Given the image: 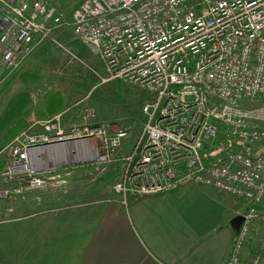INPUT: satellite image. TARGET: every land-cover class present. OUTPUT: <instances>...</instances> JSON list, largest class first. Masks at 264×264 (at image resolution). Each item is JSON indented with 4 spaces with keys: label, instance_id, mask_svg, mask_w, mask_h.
Returning a JSON list of instances; mask_svg holds the SVG:
<instances>
[{
    "label": "built area",
    "instance_id": "2783aa9c",
    "mask_svg": "<svg viewBox=\"0 0 264 264\" xmlns=\"http://www.w3.org/2000/svg\"><path fill=\"white\" fill-rule=\"evenodd\" d=\"M61 19L46 0H0V84L54 39ZM67 25L100 62L104 74L93 70L100 83L121 81L145 94V121L120 157L113 184L122 202L172 191L183 181L213 187L244 204L224 264H261L264 211L257 206H264V154L235 144L247 146L263 135L264 0H81ZM69 109L32 116L0 149V225L17 220L21 204L69 190L73 168L87 167L94 150L96 158L112 162L129 136L128 123H93L89 105L80 123H68ZM218 132L222 156L202 155L204 141ZM257 223L256 251L249 253Z\"/></svg>",
    "mask_w": 264,
    "mask_h": 264
},
{
    "label": "crops",
    "instance_id": "0c3cea01",
    "mask_svg": "<svg viewBox=\"0 0 264 264\" xmlns=\"http://www.w3.org/2000/svg\"><path fill=\"white\" fill-rule=\"evenodd\" d=\"M136 140L128 136L118 149L121 164L115 181L122 168L120 157L130 152ZM101 174L103 170L93 174L85 166L73 168L72 186L65 192L80 196L78 200L74 196L73 204L51 207L46 202L58 193L43 194L35 206L31 200L18 206L17 220L0 225L3 230L24 226L25 231L34 226L37 253L22 256L21 263H225L238 229L236 218L244 208L241 200L213 187L183 181L172 191L128 196L123 203L113 184L109 187L101 182ZM31 196L27 195L29 199ZM52 208L58 210L53 214ZM261 228L257 223L253 234L257 236ZM32 234L27 235L32 238Z\"/></svg>",
    "mask_w": 264,
    "mask_h": 264
},
{
    "label": "rangeland",
    "instance_id": "374dc122",
    "mask_svg": "<svg viewBox=\"0 0 264 264\" xmlns=\"http://www.w3.org/2000/svg\"><path fill=\"white\" fill-rule=\"evenodd\" d=\"M46 1L56 6L61 12V23L53 30L54 39L44 41L20 68L22 71H25L42 66L46 67L48 72L45 77L28 83L19 82L17 78H14L8 84V88L13 92H29L31 97L29 118L35 115L36 105L47 91L60 89L65 97L66 108H70L66 113V122L80 123L84 108L86 105H89L95 111V117L92 119L93 123L109 125L128 123L131 126L129 133L130 140L137 139L141 125L145 121V116L141 112L145 94L136 87L116 80L100 83V80L97 79L87 90L85 85L90 81L88 72H93L94 70L98 74L103 75L104 71L98 59L89 52L74 35L71 27L67 25V22L70 20L69 14L71 10L80 0ZM96 78H98L97 75ZM89 92L90 95L83 102V98ZM261 127L263 130L262 137L246 147L250 153L261 154L264 152V123H262ZM219 137L220 134L218 132L217 138L212 142L204 141L201 150L202 155L209 156L218 152ZM94 145L95 149H99L100 155L101 149L99 143L94 142ZM92 155L90 156L89 165L85 167L86 170L88 172L90 170L93 174H98V172L103 170L104 174L102 175L103 179L101 182L111 187L117 177V175L115 176V172H117L121 164L118 156L115 155L113 157L115 160L113 159L112 162H106L102 161L100 157L94 158ZM73 165H77L76 162ZM78 173L79 170L77 171ZM65 192H59L50 196L46 205L63 208L73 204L74 196H76V200L80 197L76 194L72 197ZM32 205L35 206L36 203H32ZM25 229L24 226H16L7 230L0 228V264H23L20 262L22 256L37 253L36 240L34 239L35 228L32 226V228L28 227L27 231ZM27 234H32L33 237L30 238Z\"/></svg>",
    "mask_w": 264,
    "mask_h": 264
},
{
    "label": "trees",
    "instance_id": "16d2710c",
    "mask_svg": "<svg viewBox=\"0 0 264 264\" xmlns=\"http://www.w3.org/2000/svg\"><path fill=\"white\" fill-rule=\"evenodd\" d=\"M79 2L71 10L69 14L70 16L73 10L78 6ZM47 72L48 69L42 66L30 68L25 71H22L21 68H19L13 73H11L4 80L5 82L3 81L0 84V148L7 144L10 140H12L19 132L25 129L29 123V105L31 103V97L29 92H13L10 88H8V84L14 78H17L19 82H33L45 77ZM88 73L90 76V81L85 85V88L87 90L98 79L96 78V75L93 72L89 71ZM65 108V97L62 90L55 89L47 91L41 97L39 103L36 105L34 114L38 118H48L58 112L63 111ZM232 146L234 145L232 144ZM235 147L242 148L245 152L250 153L249 150L246 148L247 146L235 144ZM222 153L223 151L218 150V152L215 153L216 158L221 157ZM213 158L212 156H210L207 159L208 162H214L215 160H213ZM100 179H103V177L100 176ZM257 207L261 208L264 211V206L258 205ZM257 236H255L253 233L251 235V238L247 244V250L249 253H253L256 251L254 248V240Z\"/></svg>",
    "mask_w": 264,
    "mask_h": 264
},
{
    "label": "water",
    "instance_id": "95a60500",
    "mask_svg": "<svg viewBox=\"0 0 264 264\" xmlns=\"http://www.w3.org/2000/svg\"><path fill=\"white\" fill-rule=\"evenodd\" d=\"M241 220H242V216H237V218H236V226L237 227H239V224H240V222H241Z\"/></svg>",
    "mask_w": 264,
    "mask_h": 264
},
{
    "label": "bare ground",
    "instance_id": "6f19581e",
    "mask_svg": "<svg viewBox=\"0 0 264 264\" xmlns=\"http://www.w3.org/2000/svg\"><path fill=\"white\" fill-rule=\"evenodd\" d=\"M89 145L91 146V148H93L94 146H93V142L91 141L90 143H89ZM94 158L97 156V153H96V151L94 150L93 151V155H92Z\"/></svg>",
    "mask_w": 264,
    "mask_h": 264
}]
</instances>
